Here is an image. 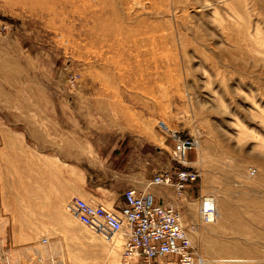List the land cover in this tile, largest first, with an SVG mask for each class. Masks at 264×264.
Instances as JSON below:
<instances>
[{"label": "rangeland", "instance_id": "1", "mask_svg": "<svg viewBox=\"0 0 264 264\" xmlns=\"http://www.w3.org/2000/svg\"><path fill=\"white\" fill-rule=\"evenodd\" d=\"M162 125L199 178L149 192L205 264H264V0H0V264H122L67 206L118 209L127 162L178 167Z\"/></svg>", "mask_w": 264, "mask_h": 264}, {"label": "built area", "instance_id": "2", "mask_svg": "<svg viewBox=\"0 0 264 264\" xmlns=\"http://www.w3.org/2000/svg\"><path fill=\"white\" fill-rule=\"evenodd\" d=\"M162 130L175 143L172 161L178 167L174 174L158 172L142 190H125L118 209H108L80 198H73L67 207L77 222L91 233L106 241L108 238L121 240L122 264H205L203 256L191 243L180 212L171 204L159 203L149 192L151 188L163 187L181 195L199 178L197 172L188 170L183 163L196 142L182 139L165 125ZM249 174L255 175V170L250 169ZM215 219L213 200L203 198L199 208L200 222L208 224Z\"/></svg>", "mask_w": 264, "mask_h": 264}, {"label": "crops", "instance_id": "3", "mask_svg": "<svg viewBox=\"0 0 264 264\" xmlns=\"http://www.w3.org/2000/svg\"><path fill=\"white\" fill-rule=\"evenodd\" d=\"M141 163H139L138 165V170H134L132 167H130V163H126V167L123 169L124 171L120 172V174L118 172H115V175H119L120 176V183L119 185V191H122V193L129 189V188H134L137 190H142L145 186V184H142V181L144 180V174L142 172L141 169ZM137 167V166H136ZM175 172V168H173V171H171L170 173L174 174ZM113 178H111L110 181H112L113 179L117 178V176H112ZM148 182V181H147ZM96 189H101V190H105V191H109V189H107V187H96ZM170 189V188H168ZM122 195V194H120ZM161 196H164L163 194ZM156 200L161 203V204H168L167 200L164 197L163 198H158V195L155 197ZM118 203H122V198L118 201Z\"/></svg>", "mask_w": 264, "mask_h": 264}, {"label": "bare ground", "instance_id": "4", "mask_svg": "<svg viewBox=\"0 0 264 264\" xmlns=\"http://www.w3.org/2000/svg\"><path fill=\"white\" fill-rule=\"evenodd\" d=\"M218 214L216 212V218L218 219ZM231 255L235 257L236 262L235 263H242L243 261L250 259L252 255H249L248 253H240L237 248L231 249ZM255 264V263H254Z\"/></svg>", "mask_w": 264, "mask_h": 264}]
</instances>
